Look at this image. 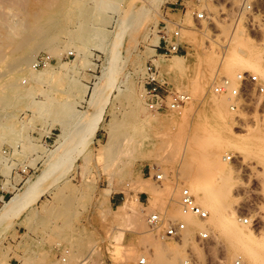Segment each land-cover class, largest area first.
<instances>
[{
  "label": "rangeland",
  "instance_id": "1",
  "mask_svg": "<svg viewBox=\"0 0 264 264\" xmlns=\"http://www.w3.org/2000/svg\"><path fill=\"white\" fill-rule=\"evenodd\" d=\"M178 1L0 0L1 17L29 24L15 36L0 23V83L12 84L0 108V264H264V0H215L199 22ZM166 20L183 25L177 67L152 44ZM36 21L44 32L27 40ZM40 55L47 64L32 68ZM149 63L189 96L179 112L144 104ZM242 72L263 91L247 82L230 108L213 85ZM189 184L221 190L202 244L177 203ZM156 211L185 223L179 239L149 228ZM218 212L242 218L226 225L238 241Z\"/></svg>",
  "mask_w": 264,
  "mask_h": 264
},
{
  "label": "built area",
  "instance_id": "2",
  "mask_svg": "<svg viewBox=\"0 0 264 264\" xmlns=\"http://www.w3.org/2000/svg\"><path fill=\"white\" fill-rule=\"evenodd\" d=\"M215 0H191V3L187 6L181 0L178 1L182 6L184 12H189L195 21H202L208 19V15L212 14L209 6ZM158 30V41L155 44V50H158V55L171 56L181 54L182 45L180 42V31L183 27L180 21L166 20L162 22ZM72 52H68L71 55ZM49 56L40 55L37 56L32 62V68L44 66L48 62ZM237 82H233L231 79L221 77L213 85V90L217 94H227L228 98L232 99L230 108L237 106V98L240 96L242 89L248 82L252 87H255L257 92H262L263 87L258 83V77L256 74H249L246 72L240 73L236 77ZM141 97L144 104L148 109L153 112H179L183 106L188 102L189 96L181 91H172L168 88V83L165 76L160 72L159 68L149 63L144 66V70L141 76ZM160 174H155V178L159 179ZM177 203L179 205L180 213L194 217L200 223L208 217V212L204 209L195 199V196L191 192L189 187L183 186L179 190ZM148 226L151 230H158L163 227L159 236L162 239H179L182 235V231L185 229V223L182 220H177L171 216H168L165 212L160 213L158 211L149 213L146 217ZM243 222L246 223L247 219L243 218ZM208 236V229L205 225L201 226L196 233V239L198 244H202ZM63 259V258H62ZM189 258L187 255V264ZM138 264H146L145 256H141L138 259Z\"/></svg>",
  "mask_w": 264,
  "mask_h": 264
},
{
  "label": "bare ground",
  "instance_id": "3",
  "mask_svg": "<svg viewBox=\"0 0 264 264\" xmlns=\"http://www.w3.org/2000/svg\"><path fill=\"white\" fill-rule=\"evenodd\" d=\"M18 13H20V12H18ZM23 13V12H22ZM25 14H26V12H25ZM24 14V16H26ZM33 16H34V14H33ZM26 19H27V16L25 17ZM22 19L24 20V18H23V16H22V14L20 15V14H18V16H14V17H12V19H10V18H8V19H5L4 17H1V15H0V23H1V25H3V26H5V28L7 29V31H9V33L11 32V33H13V35H17V36H19V34H21V32H23L24 30H25V27L27 26V25H29V24H27V20H26V23H24V21H22ZM37 22V21H36ZM39 22V21H38ZM38 22H37V25H35V27L34 28H29L30 29V34L28 33V35H29V38L27 39V40H34V39H36L35 38V35L34 34H37V35H39L40 34V32L41 33H43L42 32V30L44 29H39V26L41 25L40 24V22H39V24H38ZM34 23V22H33ZM24 24V25H23ZM27 24V25H26ZM35 24V23H34ZM25 26V27H24ZM27 28V27H26ZM42 28V27H41ZM46 32V31H45ZM46 34V33H45ZM70 35V34H69ZM38 37V36H37ZM72 37V36H71ZM16 38H18V37H16ZM15 38V39H16ZM70 38V37H69ZM71 40H72V38H71ZM74 41V40H73ZM152 41V40H151ZM154 42L152 43V44H156L157 43V40H153ZM26 43V42H25ZM23 44L22 42H21V46H19V47H22V48H25L26 49V47L25 46H27V48L29 47L27 44ZM16 44V43H15ZM80 46H78L77 48H79ZM0 48H1V45H0ZM2 49V48H1ZM79 50V49H78ZM79 52V51H78ZM77 53V52H76ZM79 55V54H78ZM222 57H224V56H222ZM229 57V56H228ZM14 58H15V56H14ZM181 58H183L182 56H179V55H175V57L173 58V59H171L170 61H169V64H168V66L169 67H177V66H179V64H180V61H182L181 60ZM230 58V57H229ZM29 59V57L28 56H25V54L22 52L21 53V55H18L16 58H15V60H13V61H15L14 62V64H12L11 66H10V68H12L11 70H10V68H9V70L11 71V72H13V67H16V70H21V69H23L22 68V66L21 65H25L26 66V63H27V60ZM223 59V58H222ZM221 60V59H220ZM233 61V60H232ZM236 61V60H235ZM153 62L156 64V65H158L159 64V61H157V59H153ZM166 63V62H165ZM226 63V62H225ZM220 64H221V62H220ZM228 64V63H227ZM24 66V67H25ZM221 66V65H220ZM225 66H227V65H225ZM230 66V65H229ZM18 67V68H17ZM69 68V67H68ZM249 69V68H248ZM251 69V68H250ZM252 69H255V68H252ZM68 70V69H67ZM2 71V70H1ZM8 70H6L5 72H7ZM44 72H46V70H44ZM259 72H261V71H259ZM2 73H3V71H2ZM38 73V72H37ZM0 74H1V72H0ZM29 75V74H28ZM3 77V76H2ZM1 77V78H2ZM7 78V77H6ZM4 79V78H3ZM10 79V78H9ZM14 79V78H13ZM7 81H9L8 79H6ZM4 81V82H6V83H4L3 81V83H0V108L2 107V105L4 104V106H5V99L7 98V99H9L8 97H5V89H7L8 91H9V89L8 88H10V87H12V84L11 83H9V82H7V81ZM15 80V79H14ZM15 82V81H14ZM205 84V83H204ZM13 85H15L14 83H13ZM17 86V85H16ZM8 87V88H7ZM263 87V86H262ZM12 90V89H11ZM10 90V92H12L13 90H15L14 89V87H13V90L11 91ZM14 92V91H13ZM7 93V92H6ZM9 94V93H8ZM13 95V94H12ZM7 102H9V101H7ZM3 109V108H2ZM1 114V113H0ZM225 128V127H224ZM2 130V129H1ZM205 131V130H204ZM245 136H248V135H245ZM249 137V136H248ZM219 138V137H218ZM247 138V137H246ZM217 139V138H216ZM242 139H243V137H242ZM211 145V144H210ZM205 156V155H204ZM203 156V157H204ZM215 156V155H214ZM202 157V158H203ZM208 157H209V155H208ZM205 158V157H204ZM213 158V156L210 158V159H212ZM216 158H218V157H216ZM213 160H214V158H213ZM197 161V160H196ZM210 162V161H208V159H205V161H204V163L205 162ZM198 162V161H197ZM206 162V163H207ZM200 163V162H199ZM205 163V164H206ZM208 163L206 164V165H208ZM194 164H196V166H198V168H201L200 166H202V168H204L203 167V165H199V164H197V163H194ZM212 165V163L209 165V166H211ZM213 166V165H212ZM197 168V169H198ZM204 169H206V168H204ZM201 170H203V169H200L199 170V172L201 171ZM207 170H209L208 169V167H207ZM198 171V170H197ZM205 171V170H204ZM205 173V172H204ZM209 174V173H208ZM221 174V173H220ZM208 176V175H207ZM212 177V176H211ZM210 177V178H211ZM223 178V177H222ZM202 179V178H201ZM200 179V180H201ZM207 179V178H206ZM199 180V179H198ZM197 180V181H198ZM196 181V182H197ZM204 181V180H203ZM209 181V180H208ZM195 182V183H196ZM194 183V182H193ZM215 183H216V181H215ZM219 183V182H218ZM200 185V184H199ZM218 184L216 183V185H214V186H217ZM224 185V184H223ZM189 187H190V189H191V191L195 194V197H196V201L204 208V209H206L208 212H210V214H211V216L213 215V214H215L218 210H219V204H220V200H219V198H220V192H219V190H220V188H218V190H216V189H213V187L214 186H212V189L213 190H211V189H209L208 187V190H206L205 192H198V191H200V190H197L196 189V184L195 185H192V184H189L188 185ZM209 186V185H208ZM219 186H221V184H219ZM210 187V186H209ZM218 187V186H217ZM199 188H201V186H199ZM206 188V187H205ZM223 188V187H222ZM221 188V189H222ZM203 189V191H204V188H202ZM197 190V191H196ZM139 191H142V192H147V190H146V188H144V187H140L139 188ZM221 191V190H220ZM224 191V189L222 190V192ZM221 195H223V193H221ZM12 202H7V203H5V205H6V208L11 204ZM12 205V204H11ZM213 213V214H212ZM219 213L220 212H218V214L217 215H219ZM212 218V217H211ZM210 218V219H211ZM209 219V221H211ZM217 221H219V224L222 226V227H225V229H226V227H228V226H226L227 224H229V222L232 224V227H230V228H232L233 229V225L236 227V225L238 224L237 223V220H242V218L241 219H234V217H233V215L232 214H227V215H222V214H220L218 217H217ZM240 223V222H239ZM195 224V223H194ZM203 225H205L207 228L209 227L208 226V224H206V223H197V227L199 226V227H201V226H203ZM241 226V225H240ZM198 227V228H199ZM229 227H228V230H227V235L230 237V239H232L233 241H238L239 239H240V234H241V232H239L237 229H239L240 230V228H237L236 230H231V229H229ZM238 227V226H237ZM249 231V230H248ZM245 233V232H244ZM251 233V232H250ZM243 236V234L241 235V237ZM244 239V238H243ZM231 242V241H230ZM238 243V242H237ZM244 246L249 250V251H251V252H254L255 251V248L253 247V246H251V244L249 245V244H244ZM258 257V255H255L254 256V258L256 259Z\"/></svg>",
  "mask_w": 264,
  "mask_h": 264
}]
</instances>
